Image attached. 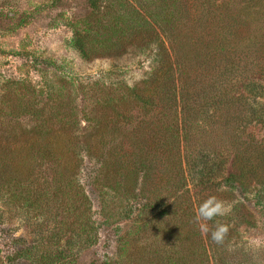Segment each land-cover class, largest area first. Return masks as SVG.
<instances>
[{"label": "trees", "instance_id": "trees-1", "mask_svg": "<svg viewBox=\"0 0 264 264\" xmlns=\"http://www.w3.org/2000/svg\"><path fill=\"white\" fill-rule=\"evenodd\" d=\"M88 1L92 11L73 36L81 55L141 53L151 70L140 83L127 85L121 97L93 96L86 135L72 113L48 109L57 98L38 106L24 102L16 90L5 99L16 116L39 122L0 134V201L30 216L56 198L62 214L61 229H53L48 241L42 235L34 246L20 244L6 256L0 247V264L34 256L37 264H77L74 247L97 244L115 197L126 204L125 217L136 209L131 201L139 209L120 240L119 259L100 264H120L124 255L126 264H219L231 230L222 244L213 242L210 232L221 218L230 227L245 217L247 197L236 190L247 193L252 187L264 205V141L246 131L252 124L264 126V12L256 9V0ZM150 105L160 111L146 117ZM136 107L144 109L143 118L134 117ZM230 156L233 170L227 173ZM86 158L96 163L89 182L105 220L94 218L93 199L82 181ZM49 171L53 175L43 177ZM221 190L234 199L230 209ZM209 198L223 203L225 215L210 221L204 236L195 217ZM4 212L0 209V217ZM60 232L71 236L48 253L46 243ZM124 244L130 248L123 252Z\"/></svg>", "mask_w": 264, "mask_h": 264}, {"label": "rangeland", "instance_id": "rangeland-1", "mask_svg": "<svg viewBox=\"0 0 264 264\" xmlns=\"http://www.w3.org/2000/svg\"><path fill=\"white\" fill-rule=\"evenodd\" d=\"M221 1L223 0L218 3ZM256 1V9L264 12V0ZM91 11L88 0H0V134L11 135L39 122L35 117L16 116L12 112V103L5 99L14 95L16 90L24 96V102H34L38 106L44 105L45 102L47 104L51 98H57L53 100V108L51 102L48 109L53 112L61 110L64 114L72 113L71 118L79 120L81 133L86 135L91 125L87 118L91 116L93 96L121 97L127 85L140 83L148 76L151 70L149 57L141 53L119 58L93 59H86L81 55L73 41L74 30L83 28V20ZM114 81L120 82L121 85L116 86ZM61 99L65 101L62 107L58 104ZM149 108L151 113H145L146 117L160 111L159 107L153 108L150 105ZM142 112H145L143 108H134V117L143 118ZM58 125L60 123L55 127ZM246 131L255 137L256 141H264L263 125L252 124ZM98 139L99 136L93 138L94 141ZM232 162L230 156L227 161V173L233 170ZM44 166L47 167L46 164ZM95 166V161L86 158L81 175L93 199L96 212L94 218L101 221L106 217L98 209V195L89 182ZM42 175L48 177L53 173L43 172ZM250 179V175L246 174L244 181L249 182ZM251 184L254 186L255 183ZM251 188L247 193L236 190L237 196L247 197L243 208L245 217L230 222L228 229L231 233L227 237V249L223 250L222 255H218L219 264H264V205L256 201V190L252 192ZM196 190L197 188L191 189V194L196 193ZM224 194L221 190L220 198L229 204L230 209L234 199ZM111 195H114V191H111ZM112 200L110 209H106L110 215L108 226L101 228L97 244L82 250L79 245L74 247V251L78 252L77 264H100L108 258L119 259L120 240L133 228L139 205L131 201V205L136 209L130 217H125L122 208L126 204L122 205L117 197ZM3 204L0 201V209L5 211L0 217V247L3 256L8 255L13 247L18 248L20 244L34 246V242L42 235L48 241L47 236L53 229H61L60 199L56 201V198H52L44 205L43 210L34 211L30 216ZM219 221L225 224L229 220L221 218ZM197 225L198 229L203 230L204 236L207 235L205 230L207 233L211 231L210 221ZM59 235V239L54 237L46 243L45 249L48 248V253L56 252L58 247L62 248L71 236L69 232L67 236H63L62 232ZM16 239L20 240V243L15 242ZM125 247L130 248V245L124 244L123 252ZM125 257L124 255L122 261L120 260V264H126ZM32 258L35 260L36 256ZM34 260L17 259L16 264H37Z\"/></svg>", "mask_w": 264, "mask_h": 264}, {"label": "clouds", "instance_id": "clouds-1", "mask_svg": "<svg viewBox=\"0 0 264 264\" xmlns=\"http://www.w3.org/2000/svg\"><path fill=\"white\" fill-rule=\"evenodd\" d=\"M225 215V208L222 202L215 200L214 198H209L205 200L199 206L196 213V222L213 221L217 216ZM206 234L207 233V230ZM229 229L227 225L217 221L215 223V230L210 232L211 240L217 244H222L227 236Z\"/></svg>", "mask_w": 264, "mask_h": 264}]
</instances>
